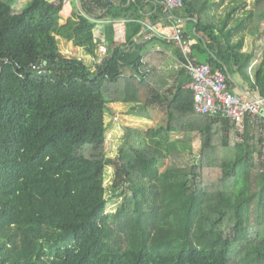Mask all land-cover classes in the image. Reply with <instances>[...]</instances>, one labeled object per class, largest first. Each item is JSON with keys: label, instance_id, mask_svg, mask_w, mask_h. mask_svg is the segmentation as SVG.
<instances>
[{"label": "trees", "instance_id": "obj_1", "mask_svg": "<svg viewBox=\"0 0 264 264\" xmlns=\"http://www.w3.org/2000/svg\"><path fill=\"white\" fill-rule=\"evenodd\" d=\"M65 1L26 0L16 11L20 0H0V264H264V118L247 115L235 131L229 118L197 112L184 81L169 82L164 47L185 60L182 50L141 35L145 20L172 24L160 0H82L96 20L74 9L62 23ZM173 13L192 59L222 69L232 91L237 74L264 97V51L255 63L244 50L248 35L264 33V0H184ZM105 18L124 19V37ZM99 36L102 65L59 44L97 57ZM115 103L166 121L122 124L113 157ZM109 191L122 198L113 211Z\"/></svg>", "mask_w": 264, "mask_h": 264}, {"label": "built area", "instance_id": "obj_2", "mask_svg": "<svg viewBox=\"0 0 264 264\" xmlns=\"http://www.w3.org/2000/svg\"><path fill=\"white\" fill-rule=\"evenodd\" d=\"M160 3L164 6L166 12H170L172 24L166 26L168 28L164 27L165 30H163V26H158V24H154L150 20H145L143 21L142 36L145 40H150L158 36L166 39L168 42H174L182 50L185 60L177 57L175 67L180 69L184 68L186 74L190 76L187 87L194 92V107L196 111L203 114L227 117L239 131L243 130V124L247 115H259L264 118V97L256 96L250 98L245 94L232 91L228 77L222 69L213 68L210 63H199L190 57L193 40L184 35L182 28L184 18L173 13L174 10L183 7L184 0H160ZM81 12L92 20H96L84 11ZM108 21L114 22V27L117 28L116 33L118 35L122 34L123 29L121 27L125 23L124 19L112 20L105 18L98 20L100 23ZM99 39L100 45L98 53L100 51L101 53L107 54L108 45L105 43V38L99 36ZM69 42L74 45L72 46L71 44V46L66 48L64 53L68 57L75 56L79 60L88 57L95 58L93 55L86 54L83 47L76 42ZM34 68H37V66L34 65Z\"/></svg>", "mask_w": 264, "mask_h": 264}, {"label": "rangeland", "instance_id": "obj_3", "mask_svg": "<svg viewBox=\"0 0 264 264\" xmlns=\"http://www.w3.org/2000/svg\"><path fill=\"white\" fill-rule=\"evenodd\" d=\"M246 1L248 2L249 7L252 6V4L254 2V0H246ZM25 2H26V0L25 1L20 0V2L14 3L15 10L19 11L23 6H26L27 3L25 4ZM65 2H66L65 3L66 7H64L63 11L61 12V14L63 16V18L61 19L62 23H65L67 21V19L72 15V12L74 11V9L79 10V11H83L82 10V0H66ZM70 3L72 4V9H71V4ZM263 26H264V24H263ZM263 34H262V37L259 38V39H263L264 40V35ZM59 44L61 45V48H62L63 52H65L66 48L71 46V44H72V46L74 45L73 43L70 44V42H68L67 40H65L63 38H60ZM262 48L264 50V41H263ZM102 53L99 51L97 57H95V58H93V57L86 58V62L89 65H91V66H96L97 64L102 65L104 63L103 60L107 56V54H105V53L102 54ZM175 63H176V61H175ZM175 63L170 68L166 67L167 65L163 67V71L165 73L168 72V70L170 69L169 70V76L170 77H171L173 71H180V68H176L175 67ZM170 79L171 80L169 82L171 83L172 82V78H170ZM169 86H171V85H169ZM122 105L127 107V105L124 104V103H122ZM110 109H112L113 115L107 113V117L111 116L112 118H109V121L112 119L114 124L110 126V129H108V132H107L108 133L107 134L108 135L107 136V150H108L109 155H111L113 157H115L118 154V152H117L118 146H119V144L122 141V138H121L122 134H123L122 124H125V123L132 124V125L138 126L139 128L144 130V129H148L151 126L157 125L159 122H162V124H164L165 121H166V116L160 111H155L152 119L147 120V119H143V118L142 119L141 118H137L135 116L128 115V114H127V116L124 115V114H126L125 110H123V108H121L120 106H115V108L111 106ZM115 110H116V112L114 114ZM236 130L238 131V129H236ZM178 137H180L179 134L178 135L177 134L173 135V139H178ZM234 138H235V136H233V139ZM197 146H198V148H194V156L196 158H198L200 156L199 155L200 148H199L198 144H197ZM195 157H193V158L196 160ZM188 158H190V157L188 156L187 159ZM108 170L109 171L107 172L106 182H107L108 185H110L113 182V175H114L115 170H114L113 167H109ZM108 195H109L108 197L110 199L108 210L109 211H113L122 202V198H120V197L118 198L115 195L114 191H109Z\"/></svg>", "mask_w": 264, "mask_h": 264}, {"label": "crops", "instance_id": "obj_4", "mask_svg": "<svg viewBox=\"0 0 264 264\" xmlns=\"http://www.w3.org/2000/svg\"><path fill=\"white\" fill-rule=\"evenodd\" d=\"M23 1H25V0H23ZM66 3V2H65ZM71 4V3H70ZM65 5V4H64ZM223 6H224V4H221V8H223ZM64 7H66V5L64 6ZM64 9V8H63ZM71 9H72V4H71ZM63 11V10H62ZM67 11V10H66ZM158 24V26H163V30H165V28L164 27H166V26H164L161 22H159V23H157ZM166 28H168V27H166ZM121 29H123V31H122V34H120V35H122L123 37H124V33H125V29H126V23H124V25H123V27H121ZM117 30V28H115V31ZM97 31L99 32L98 33V35H101V32H102V26H99L98 28H97ZM141 35H142V31H141ZM264 35V34H263ZM102 37V36H101ZM143 37V36H142ZM262 36H260V37H253V36H251V35H248L247 37H246V44H245V47H244V50L245 51H250V50H252V49H254V51L256 52V59H255V63L257 62H260V60H261V58H262V55H263V48H262V45H263V39H259V38H261ZM161 47H162V45L160 44V43H155L154 44V48L153 49H156V48H158V49H161ZM164 48H166L165 50H166V52H167V54L169 55V57H168V60H167V62L163 65V67L164 66H166V67H171L172 65H174V63H175V61H176V58L178 57L177 55H176V53L174 52V49H173V47H164ZM177 63V62H176ZM176 63H175V66H176ZM170 70V69H169ZM169 70H168V72H166V74H168V76H169ZM170 77V76H169ZM170 78H172V84L173 83H175L176 81H179V80H181V81H184V85H185V87H187V83L190 81V78H189V76H187L186 75V72L185 71H173L172 72V75H171V77ZM233 79H234V81L237 83V89L235 90V92H237V93H239V94H245V95H247L248 97H250V98H254V97H256L258 94H256V93H254L253 91H251V89L245 84V85H243V86H241V80H240V78H239V76L237 75V74H235L234 76H233ZM127 105V104H126ZM112 107H114L115 108V106H120L121 108H123V110H127L128 109V105H127V107H125L124 105H122V103H115V104H113V105H111ZM115 112H116V110L114 111V114H115ZM110 114L111 115H113V111H112V109H110ZM125 115V114H124ZM109 118H112L111 116H109V117H107L106 118V121H107V123H108V126H109V128L108 129H110V126L111 125H113L114 124V122L112 121V119L109 121ZM237 128L235 127V130H236ZM123 131V130H122ZM237 131V130H236ZM107 132H108V130H107ZM108 134V133H107ZM178 135V134H177ZM180 135V137H182L181 136V134H179ZM108 136V135H107ZM201 138H200V135L199 134H196L194 137H193V139H192V144H193V148H198V146H197V144L199 145V148L201 147Z\"/></svg>", "mask_w": 264, "mask_h": 264}, {"label": "water", "instance_id": "obj_5", "mask_svg": "<svg viewBox=\"0 0 264 264\" xmlns=\"http://www.w3.org/2000/svg\"><path fill=\"white\" fill-rule=\"evenodd\" d=\"M99 41H100V39H99Z\"/></svg>", "mask_w": 264, "mask_h": 264}, {"label": "bare ground", "instance_id": "obj_6", "mask_svg": "<svg viewBox=\"0 0 264 264\" xmlns=\"http://www.w3.org/2000/svg\"><path fill=\"white\" fill-rule=\"evenodd\" d=\"M68 6V5H67Z\"/></svg>", "mask_w": 264, "mask_h": 264}]
</instances>
